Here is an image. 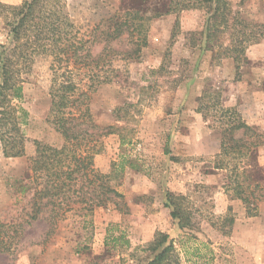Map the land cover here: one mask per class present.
Here are the masks:
<instances>
[{
	"label": "rangeland",
	"instance_id": "obj_1",
	"mask_svg": "<svg viewBox=\"0 0 264 264\" xmlns=\"http://www.w3.org/2000/svg\"><path fill=\"white\" fill-rule=\"evenodd\" d=\"M22 1L1 0L6 5ZM239 1L229 0L234 11L264 21V0ZM168 3L65 0L80 32L91 36L97 25L107 28L114 14L122 17L127 10H139L146 17L161 12L139 21L144 22L140 36L145 40L139 41L137 55L122 53L134 46L136 32L111 42L117 51L112 80L100 84L89 99L97 130L103 132L94 146L93 167L109 173L119 164L110 184L123 195L117 198L122 209L113 202L91 211L75 204L58 217L50 232L44 214L29 220L17 249L0 253V264H90L96 257L109 264H145L153 256L147 246L156 231L168 232L173 239L182 235L172 222L168 194L184 196L194 224L186 231L208 242L203 252L211 257L210 264H236L235 254L242 264L264 261V202L248 214L243 202L225 190L227 172L212 168L219 130L210 126V116L204 119L198 111L205 89L219 91L222 105L235 108L257 133L254 140L260 143L246 168L264 173V41L250 44L236 69L231 57H216L217 47L206 48L208 7L178 5L166 13ZM6 36L5 18L0 15V42ZM103 37H96L94 54L102 50ZM218 43L224 46L228 41L221 36ZM50 77L40 61L25 76L21 105L28 115L23 129L30 139L60 146L62 137L47 121ZM32 192L26 158L1 156L0 219L11 223L25 219ZM230 216L231 226L224 221Z\"/></svg>",
	"mask_w": 264,
	"mask_h": 264
},
{
	"label": "trees",
	"instance_id": "obj_2",
	"mask_svg": "<svg viewBox=\"0 0 264 264\" xmlns=\"http://www.w3.org/2000/svg\"><path fill=\"white\" fill-rule=\"evenodd\" d=\"M178 5L208 7L206 48L217 47L216 57H231L236 69L245 60L246 48L264 41V21L243 18L231 8L229 0H169L165 12ZM160 14L155 12L143 17L139 10H127L122 17L114 14L107 28L95 27L92 37L80 32L66 11L65 0H23L16 5H6L0 0V15L5 18L7 28L5 41L0 42V157L24 156L33 182L26 218L16 223L0 219V253H13L20 244L24 224L43 214L50 232L58 217L75 204L91 211L113 202L117 209H122L117 198L123 195L110 184L115 165L119 164H114L109 173L93 167L94 146L103 132L97 130L89 99L100 84L112 80L117 51L111 42L123 33L132 37L136 32L134 46L122 53L137 55L141 48L139 41L145 40V35L140 36L145 32L144 22L139 21L151 20ZM101 34H104L103 48L94 54L93 44ZM221 36L228 41L224 46L218 43ZM38 61L45 63L50 71L47 121L62 137L60 146L30 139L23 129L28 115L21 105L23 82ZM198 111L204 119L210 116V126L220 133L212 168L227 172L225 190L232 191L243 202L247 213L253 214L257 203L264 202V173L254 174L246 168L260 143L254 140L255 129L235 108L222 105L219 91L205 89L199 98ZM167 200L172 222L181 229L182 235L173 239L168 232L156 231L147 246L153 256L145 264H188L192 260L193 264H210L211 257L203 252L208 242L186 231L194 224L191 211L183 202L184 196L168 194ZM224 221L231 226L233 216ZM90 264L109 263L96 257Z\"/></svg>",
	"mask_w": 264,
	"mask_h": 264
},
{
	"label": "crops",
	"instance_id": "obj_3",
	"mask_svg": "<svg viewBox=\"0 0 264 264\" xmlns=\"http://www.w3.org/2000/svg\"><path fill=\"white\" fill-rule=\"evenodd\" d=\"M235 256H236V264H242L241 258L238 256V254H235ZM262 262H264V261L262 259H260V262H258V263L263 264Z\"/></svg>",
	"mask_w": 264,
	"mask_h": 264
}]
</instances>
